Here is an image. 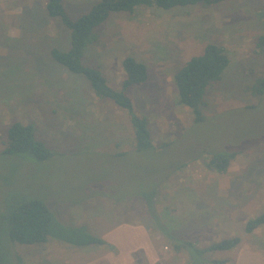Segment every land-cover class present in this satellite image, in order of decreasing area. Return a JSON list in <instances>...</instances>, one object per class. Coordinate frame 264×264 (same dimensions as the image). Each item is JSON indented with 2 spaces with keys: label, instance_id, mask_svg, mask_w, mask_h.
I'll list each match as a JSON object with an SVG mask.
<instances>
[{
  "label": "rangeland",
  "instance_id": "obj_1",
  "mask_svg": "<svg viewBox=\"0 0 264 264\" xmlns=\"http://www.w3.org/2000/svg\"><path fill=\"white\" fill-rule=\"evenodd\" d=\"M47 0H0V215L21 195L40 197L67 225H85L115 248H77L52 240L15 245L25 264H189L166 233L200 248L239 238L230 251L210 253L221 264H264V94L246 89L264 77V0L113 13L98 29L84 64L121 87L122 62L144 63L149 79L127 94L146 117L154 147L137 152L127 112L101 101L85 77L57 64L70 31L47 16ZM99 0H64L76 20ZM209 44L230 58L221 82L205 97L198 123L179 104L174 74ZM34 124L54 156L38 162L10 155L7 132ZM215 153H239L226 175L207 168ZM157 193L154 207L148 199ZM215 264V263H208Z\"/></svg>",
  "mask_w": 264,
  "mask_h": 264
},
{
  "label": "trees",
  "instance_id": "obj_2",
  "mask_svg": "<svg viewBox=\"0 0 264 264\" xmlns=\"http://www.w3.org/2000/svg\"><path fill=\"white\" fill-rule=\"evenodd\" d=\"M229 0H99L91 9L74 20L69 15L64 0H47V16L60 21L70 31L69 49L53 48L51 58L70 73L81 75L89 82L92 91L101 101H110L117 108L127 112L137 152L151 150L154 147L152 134L146 117L135 113L127 91L131 86L143 84L149 79L148 68L133 57H126L122 62L124 80L121 87L110 86L107 78L95 67L84 64L86 51L95 46L99 35L97 29L113 13H134L140 7H157L171 10L176 7L200 5L209 7ZM255 54L264 55V35L255 42ZM231 61L223 47L209 44L203 54L189 60L174 74L179 104L187 107L198 123L205 121L203 106L208 89L221 82L225 70ZM254 95L264 94V77L246 89ZM6 149L3 155L15 156L32 161L44 162L54 156L47 144L37 138L34 124L16 121L7 132ZM239 153H215L208 156L207 168L217 174L226 175ZM152 192L148 199L149 209L154 207L156 197ZM264 226V213L250 218L246 232L253 233ZM176 252H185L189 264H221L207 259L210 253L230 251L241 240L233 238L213 243L207 248H200L193 242L180 240L174 233H166ZM57 240L77 248L107 246L115 248L105 239L92 234L85 225H67L59 220L50 206L40 197L21 195L17 202L8 203L0 215V264H25L24 259L15 254V245L39 247Z\"/></svg>",
  "mask_w": 264,
  "mask_h": 264
},
{
  "label": "crops",
  "instance_id": "obj_3",
  "mask_svg": "<svg viewBox=\"0 0 264 264\" xmlns=\"http://www.w3.org/2000/svg\"><path fill=\"white\" fill-rule=\"evenodd\" d=\"M94 264H96V263H94Z\"/></svg>",
  "mask_w": 264,
  "mask_h": 264
}]
</instances>
